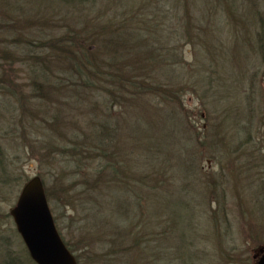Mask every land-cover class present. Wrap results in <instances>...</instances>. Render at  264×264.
I'll use <instances>...</instances> for the list:
<instances>
[{
	"label": "rangeland",
	"instance_id": "rangeland-1",
	"mask_svg": "<svg viewBox=\"0 0 264 264\" xmlns=\"http://www.w3.org/2000/svg\"><path fill=\"white\" fill-rule=\"evenodd\" d=\"M3 2L17 4L20 9L6 11L17 27L11 28V32L0 33V47L7 45V52L13 53L18 60L15 63L10 60L5 65V76H0L3 78L0 81V154L8 164L6 177H1L8 183L0 187V264H35L9 214L24 182L39 176L45 178L50 187L54 183L50 180L53 175L67 174L63 164L41 163V152L36 148L37 151L31 153L32 148L23 145L26 143L24 137L30 141L42 138L40 131L43 128L33 124L40 126L43 114L31 106L36 101L32 98V71L19 58L29 49L24 43H14V39L20 34L37 45L44 40L43 34L52 28L75 30L90 24L89 21L96 25L119 24L121 28L127 24L129 32L139 29L138 35L146 39L147 49L160 54L164 62L161 68L159 64L155 69L149 68L155 70L154 79L175 88H180L181 84L185 86L184 91L177 92V100L171 97V101L159 102L158 96H143L138 103L147 109H134L133 113L114 104L109 114L116 120L122 119L125 113L126 118L119 128L128 132L121 137L119 129V149L127 153L134 148L130 132L138 128L143 132L139 133L141 136L147 137L149 133L148 138L156 144H159V136L168 149L175 147V154L180 155L181 149L192 150L189 146L192 143L185 139L191 134V125L198 131L205 130L206 137L200 144L203 154L197 166L216 178L217 190L214 192L219 201L215 200V195L200 193L202 190L196 187L195 182L206 184L205 175L202 178L196 176L195 181L189 179L175 184L170 195L163 193L162 188L160 195L149 196L147 212L154 213L159 209L176 221L165 238V217L153 216L144 230L147 242L152 246L164 243L167 253L162 252L160 256L169 257L171 264H255L252 255L258 247L264 246V0H96L95 10L91 13L68 11L52 0ZM108 2L123 5L111 8ZM0 63L3 64L1 59ZM142 63L135 65L141 67ZM145 70L150 72L147 67ZM128 73H133V69L130 68ZM117 97L123 105L130 102V110L133 108L130 107L133 102L124 99L125 96ZM90 99L89 104H97L98 109H103L100 105L103 100L110 104V98L105 95L98 97L95 94ZM60 101L63 103L64 99ZM51 103L48 102L49 107ZM55 108L64 109V104H56ZM89 109V119L106 116L94 107ZM78 110L74 113L80 114V108ZM67 111L73 114L72 110ZM171 111L178 114L179 119L175 115L166 118ZM82 118L76 129L80 137L88 132L86 118ZM73 119L76 121V116ZM177 119L180 123L175 121ZM166 129L173 133L174 139L166 141L162 137ZM145 137L140 142L147 143ZM174 143L177 144L174 146ZM193 153L197 155L195 151ZM195 154L192 157L195 158ZM143 156H139L137 150L134 154L127 153L126 162L132 165L133 158L145 163ZM134 165L135 169L127 172L129 177L139 178L142 166ZM178 172L182 179L184 171ZM185 185L189 187L187 191L183 188ZM161 187H157L159 191ZM126 195L132 201L127 206L132 208L136 198L131 192ZM155 200L157 202L153 203ZM154 206L157 210H152ZM64 214L61 209H55V225L75 255L77 264H103L95 253H81L78 248V238L84 237L79 226L84 221L76 218L77 214L72 217L70 211ZM176 215H180L181 220ZM131 255L141 259L144 252L133 250ZM131 255H127L126 260ZM189 258L193 260L189 262ZM130 263L138 264L135 258H131Z\"/></svg>",
	"mask_w": 264,
	"mask_h": 264
},
{
	"label": "trees",
	"instance_id": "trees-1",
	"mask_svg": "<svg viewBox=\"0 0 264 264\" xmlns=\"http://www.w3.org/2000/svg\"><path fill=\"white\" fill-rule=\"evenodd\" d=\"M52 1L63 5L68 11L73 9L91 13L94 12L96 6V0ZM108 4L111 8L123 5L116 2H108ZM19 9L17 4H7L0 0V16H2L0 18V33L11 32V28L17 27L13 25L12 18L6 11L15 12ZM89 23L75 30L69 28L63 31L52 28L51 31L43 34L44 40L38 42L37 45L26 41L27 38H22L20 34L16 35L15 39L13 38L14 43H24L29 49L25 56L19 58L21 63L32 71L34 83L32 98L36 101L31 106L36 109V112L43 114V117L40 118L41 122L38 124L40 126L33 124L36 128H43L40 131L42 138L30 141V138L24 137L23 140L26 143H22L29 149L32 148L31 153L37 151L36 148L41 152L39 158L41 163L46 161L48 165L62 166L63 164L64 170L67 172L66 176L62 172L57 177L53 175L50 180L54 183L50 187L47 186L45 178L41 180L52 215L55 213V209L59 208L63 215H65L64 212L70 211L73 214L72 217L77 214L76 218L84 221L82 226H79V229L84 232V237L80 236L77 243L81 253H95V256L98 255L103 264H131V258H135L138 264H171L169 257L162 258L160 256L162 252L167 253L164 243L163 246L161 244L150 245L144 230L153 216H158V219L160 216H164L165 229L163 230L165 234L163 235L165 236L163 237L166 238L172 232L176 219L159 209L157 210L155 206L152 210L156 209L157 212L148 213L147 202H149L150 195L153 196L156 193L160 195L163 189V193L166 192L170 195L173 191L171 187L175 184L181 183V181L185 183L189 179L195 181L196 176L202 178L203 175H205L203 179L206 184H203L202 181H199L200 185L195 182L196 187L202 190L200 193L207 192V195L211 193L209 195H215V200L219 201V197L214 192V189L217 190L216 178L208 176V171L204 173L197 166V161L203 154L200 144L206 137L205 130L198 131L191 125V128L189 127L191 134L189 136L187 134L185 139L192 143L189 146L193 151L181 149L180 155H178L175 154V147L173 150L168 149L167 143L164 145L159 136V144H156L148 138L149 133H147V137L141 136L139 133L143 132H139L140 129L135 128L130 132L134 148L128 150L127 153L134 154L137 150L139 156L144 154L145 163L132 158L133 164H128L126 162L127 153L124 149H119L121 144L118 143V134L121 132L120 135L122 134L121 137H123L128 133L123 129L121 131V126L119 128L126 118H124L125 113L122 119L114 120L115 117L109 114V109L114 104H118L121 108L124 107L127 113H133L132 110L138 108L147 109L138 103V100L140 101L146 95L160 97L159 102L171 101V97L177 100V92L184 91L185 86L181 84L180 88H175L172 84L162 85L154 79L155 77L152 75L155 70L151 71L149 68L154 67L153 69H155L156 64H159L161 68L164 62L161 61L160 54L147 49L146 39L138 35L139 29L129 32L126 29L127 24H123L124 27L121 28L119 24L113 26L110 23L101 25H96L92 21ZM15 58L13 53L11 55L7 52V45L2 44L0 59L3 64L0 63V70L4 72L0 73V76H5V65L7 66L10 60L13 63L18 61ZM136 62L143 63L140 64L141 67H136ZM144 65L150 72L145 70ZM130 68L133 69V73H128ZM0 81H3V78L0 77ZM95 94L98 97L105 95L106 98H110V104L103 100L104 102L100 104L103 109L100 107L98 109L97 104H89L90 98ZM118 95L125 96L124 99L127 98L128 101L133 102V105L130 106L133 108L131 110L128 108L130 102L123 105L124 102L117 97ZM62 99H64L63 103L60 101ZM49 101L54 105L51 103L49 107ZM56 104H64V109L55 108ZM83 106H85L84 109ZM91 107L100 110V114L103 112L106 116H101L102 118L98 120L89 119L88 114ZM79 108L80 114H75L74 111ZM21 109L25 110L23 105ZM68 109L72 110L73 114H69ZM174 113V111L167 113L166 118L175 115L179 119V115ZM46 115L50 117L46 118L48 117ZM75 116L76 121L73 119ZM33 117L35 118V116ZM82 117L86 118L85 124L88 129L84 137H80L76 130L79 119L82 121ZM178 122L180 123V121ZM179 123H175L176 127H179ZM161 135L166 138V141L174 139L173 133L167 129ZM144 137L148 138L147 143L140 142ZM175 144L177 143H174V146ZM194 151L197 155L193 153ZM192 154L196 155L195 158L192 157ZM134 163L142 166L139 178L129 177L128 172L135 169ZM181 166L185 168L183 169ZM6 167L8 164L0 154V171L2 173L0 187L8 183L7 180L1 178L6 177ZM182 170L184 173L181 179V174L178 171ZM208 177L213 178L210 180ZM160 186L162 187L159 191ZM183 188L187 191L189 187L185 185ZM155 189L156 191H154ZM130 192L136 198L132 208L127 206L128 202H132L131 198L129 199V196L126 195ZM188 205L186 202L187 207ZM78 212L82 215H79ZM176 217L181 220L180 215H176ZM96 238H98L97 241H95ZM64 243L71 251L67 242L64 241ZM139 249L144 252L141 259L131 255L133 250L139 253ZM127 255L131 256L126 260ZM179 258L181 259L180 256ZM189 260L191 262L193 259L189 258Z\"/></svg>",
	"mask_w": 264,
	"mask_h": 264
},
{
	"label": "water",
	"instance_id": "water-1",
	"mask_svg": "<svg viewBox=\"0 0 264 264\" xmlns=\"http://www.w3.org/2000/svg\"><path fill=\"white\" fill-rule=\"evenodd\" d=\"M9 214L35 264H77L56 228L39 176L23 184ZM252 258L255 264H264V246L258 247Z\"/></svg>",
	"mask_w": 264,
	"mask_h": 264
},
{
	"label": "bare ground",
	"instance_id": "bare-ground-1",
	"mask_svg": "<svg viewBox=\"0 0 264 264\" xmlns=\"http://www.w3.org/2000/svg\"><path fill=\"white\" fill-rule=\"evenodd\" d=\"M44 191H45V189H44ZM45 195H46V193H45ZM47 198V197H46ZM75 256V255H74Z\"/></svg>",
	"mask_w": 264,
	"mask_h": 264
}]
</instances>
